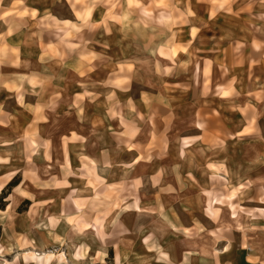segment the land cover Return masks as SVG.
Segmentation results:
<instances>
[{
  "label": "rangeland",
  "instance_id": "obj_1",
  "mask_svg": "<svg viewBox=\"0 0 264 264\" xmlns=\"http://www.w3.org/2000/svg\"><path fill=\"white\" fill-rule=\"evenodd\" d=\"M251 3L262 16L264 0ZM124 102L82 97L56 116L51 142L33 129L0 141V264H264V143L138 142L152 130L139 133Z\"/></svg>",
  "mask_w": 264,
  "mask_h": 264
},
{
  "label": "crops",
  "instance_id": "obj_2",
  "mask_svg": "<svg viewBox=\"0 0 264 264\" xmlns=\"http://www.w3.org/2000/svg\"><path fill=\"white\" fill-rule=\"evenodd\" d=\"M114 1L0 0L1 142L31 129L51 142L56 116L80 98L136 91L138 132L152 130L138 142L178 132L191 147L264 143V13L251 0Z\"/></svg>",
  "mask_w": 264,
  "mask_h": 264
},
{
  "label": "trees",
  "instance_id": "obj_3",
  "mask_svg": "<svg viewBox=\"0 0 264 264\" xmlns=\"http://www.w3.org/2000/svg\"><path fill=\"white\" fill-rule=\"evenodd\" d=\"M17 184H18L17 181H11V182L9 183V186L12 187V186H16Z\"/></svg>",
  "mask_w": 264,
  "mask_h": 264
},
{
  "label": "bare ground",
  "instance_id": "obj_4",
  "mask_svg": "<svg viewBox=\"0 0 264 264\" xmlns=\"http://www.w3.org/2000/svg\"><path fill=\"white\" fill-rule=\"evenodd\" d=\"M238 218V217H237ZM235 219V218H234ZM236 220V219H235ZM234 221V220H233ZM238 226V225H237ZM239 227V226H238Z\"/></svg>",
  "mask_w": 264,
  "mask_h": 264
}]
</instances>
